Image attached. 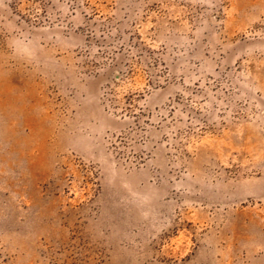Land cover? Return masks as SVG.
I'll return each mask as SVG.
<instances>
[{
	"label": "rangeland",
	"instance_id": "obj_1",
	"mask_svg": "<svg viewBox=\"0 0 264 264\" xmlns=\"http://www.w3.org/2000/svg\"><path fill=\"white\" fill-rule=\"evenodd\" d=\"M0 264H264V0H0Z\"/></svg>",
	"mask_w": 264,
	"mask_h": 264
}]
</instances>
